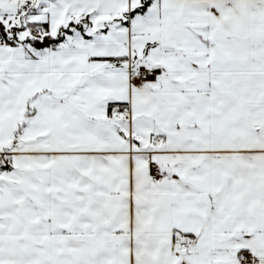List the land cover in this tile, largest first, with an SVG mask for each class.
<instances>
[{
    "label": "snow or ice",
    "instance_id": "obj_1",
    "mask_svg": "<svg viewBox=\"0 0 264 264\" xmlns=\"http://www.w3.org/2000/svg\"><path fill=\"white\" fill-rule=\"evenodd\" d=\"M0 264H264V0H0Z\"/></svg>",
    "mask_w": 264,
    "mask_h": 264
}]
</instances>
